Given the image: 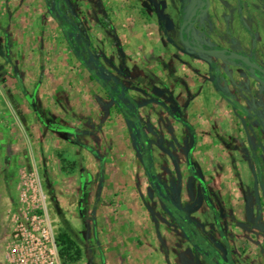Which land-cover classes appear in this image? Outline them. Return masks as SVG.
Wrapping results in <instances>:
<instances>
[{
  "label": "rangeland",
  "instance_id": "374dc122",
  "mask_svg": "<svg viewBox=\"0 0 264 264\" xmlns=\"http://www.w3.org/2000/svg\"><path fill=\"white\" fill-rule=\"evenodd\" d=\"M53 3L0 0V103L9 100L16 113L0 131V137L8 140L0 152V264H8L6 247L24 208L20 202L24 180L31 174L38 176L47 197L56 235L68 233L81 250L80 260L71 264L212 262L193 252L153 190L152 176L161 183L169 203L194 223L202 242L217 248L224 264H264L260 258L252 260L245 248L250 244L251 254L261 248L257 243L264 224L257 228L254 220L264 211V168L257 185L259 207L252 215L245 194L230 192L233 177L224 175L223 159L226 156L230 163L234 146L217 136L215 153L220 161L215 170L216 162L205 158L208 145L201 143L202 137H190L189 123L182 122L181 113L176 120L167 111L166 105L176 115L179 109L163 95V87L157 98L149 99L157 110L152 111L154 122L149 123L151 116L145 111L132 120L139 122L138 128L129 125L120 106L107 98L89 70L97 75V62L102 68L99 78L132 86L113 61L112 0L60 2L62 14L77 24L76 36L82 40L78 46L89 49L82 54L88 66L69 48ZM215 84L217 92H224L222 84L217 83V88ZM127 96L138 104V111L141 99ZM141 135L147 139L143 150H149L148 155H141L136 146ZM19 137L25 139L23 145L15 139ZM12 140L17 141L15 152ZM247 148L250 151L251 146ZM236 149L254 154L245 146ZM247 217L248 222L242 221ZM225 238L233 246L235 241V247L220 249L216 241L224 244Z\"/></svg>",
  "mask_w": 264,
  "mask_h": 264
},
{
  "label": "crops",
  "instance_id": "0c3cea01",
  "mask_svg": "<svg viewBox=\"0 0 264 264\" xmlns=\"http://www.w3.org/2000/svg\"><path fill=\"white\" fill-rule=\"evenodd\" d=\"M191 1L193 5L189 8V0H112V38L116 44L112 52L114 65L119 74L125 75L132 84L128 87L123 83L127 94H136L141 99L138 112L149 111L150 124L154 122L152 111L157 110L155 103L149 99L157 98L163 87V95L169 101L173 99L175 108L179 109L178 116L181 113L183 120L189 123V136L202 137L201 143L208 145L205 158L216 162L215 170L219 166L217 161H220L215 153L217 136L227 139L234 146L231 148L233 157L230 155V163H227L226 156L223 159L224 175L233 177L228 186L230 192L240 190L245 194L246 207L254 215L253 211L258 205L255 193L264 168V136L255 116L261 96L260 84L244 66L195 53L179 41L180 26L190 15L188 11L192 9L194 12L202 6V0ZM205 2L203 8L206 10L201 11L193 23L184 28L183 37L191 36L206 48L228 49L253 61L264 62V0ZM214 82L223 85L224 94L217 92ZM37 95L40 96V92ZM226 97L234 104L228 102ZM1 102L0 131L2 125L6 126L8 118L13 113L16 115L9 100ZM52 103H55V98ZM163 119L166 120L164 115ZM15 139L19 144L25 143L23 137ZM6 140L0 137V152L7 145ZM17 141L10 143L13 152L16 151ZM68 142L66 140L69 145ZM239 146H245L250 154H254L238 152L236 147ZM70 152L67 150V153ZM218 174L222 175L220 172ZM112 190L113 193L119 192ZM248 218L241 220L248 222ZM263 236L257 243V248H261L252 250L253 255L250 244L245 248L252 260L260 258L264 263ZM230 242L225 238L224 244H221L229 249L235 247V241L234 246Z\"/></svg>",
  "mask_w": 264,
  "mask_h": 264
},
{
  "label": "trees",
  "instance_id": "16d2710c",
  "mask_svg": "<svg viewBox=\"0 0 264 264\" xmlns=\"http://www.w3.org/2000/svg\"><path fill=\"white\" fill-rule=\"evenodd\" d=\"M60 2L61 0H59V3ZM52 8L53 10H55L54 3H53ZM59 18L61 19L60 21L61 23L59 26H60L62 33L66 37L69 48L74 51L76 57L79 59V61L83 65L88 66L85 58H83V55H82L85 48H83L82 44L80 47L78 46V42L81 40V36L80 35L78 37L76 36L78 35V28L76 26L77 24L75 23V21L70 20L69 18H66L64 14L60 15ZM95 64L97 66V70L95 71L98 75V71L100 70L101 66L97 62H95ZM89 70H90V73H92L91 78L96 79L99 83H101L102 85L101 87L105 91L107 98L111 100L116 107L120 106L121 114H123V117L129 123V125L132 126L133 124L132 120L134 119L137 121L138 104L132 103L130 101L129 97L127 96V92L125 88L122 86L120 82L115 81L114 79H111L110 82H106V78L104 77L99 78L97 75H93V72L91 71V69ZM167 111L170 113V115L173 118H175L176 120H180L178 115H176L173 112H170L169 110ZM182 122H184L183 119H182ZM189 129L191 130V128ZM141 137L142 138H140L139 140L137 139L136 146L141 155H148L149 150H143V146H144L143 141H147V139L144 135H141ZM152 177L153 178L151 180V183L153 185L152 186L153 190L155 191L157 196L161 200H163V202H165L166 211L169 213V215L171 216L173 221L176 223V225L180 228L184 238L191 245L192 249L195 252H197L198 249L196 248V246L198 244H201L202 240L197 234V230L194 227V223L190 221L189 218L185 215V213H183L179 208L174 207L169 203L161 183L154 176ZM199 182L203 188V196L206 197V199H208L207 197L208 194L206 191L205 184L201 180H199ZM208 205L211 209L213 208L210 202H208ZM56 241H57L61 264H71V263H74L80 260L81 250L68 233L64 231L59 232L56 237ZM206 249L207 250H204V251L208 252V254L205 255L204 258L208 260H211V258H215L218 261V264L225 263V260L221 258L216 251H212L210 253V251H208L209 250L208 247H206ZM200 252H202V250ZM211 263L215 264L214 262H210V264Z\"/></svg>",
  "mask_w": 264,
  "mask_h": 264
},
{
  "label": "built area",
  "instance_id": "2783aa9c",
  "mask_svg": "<svg viewBox=\"0 0 264 264\" xmlns=\"http://www.w3.org/2000/svg\"><path fill=\"white\" fill-rule=\"evenodd\" d=\"M20 202L24 208L16 220L4 260L8 264H61L47 197L36 174L25 178Z\"/></svg>",
  "mask_w": 264,
  "mask_h": 264
},
{
  "label": "water",
  "instance_id": "95a60500",
  "mask_svg": "<svg viewBox=\"0 0 264 264\" xmlns=\"http://www.w3.org/2000/svg\"><path fill=\"white\" fill-rule=\"evenodd\" d=\"M60 3L59 0H54V9L57 12V14L62 15V11L60 9ZM193 5V2H190V6L189 8H191V6ZM204 1H202V6H200V8H197L194 12H192L188 18L182 22L181 26H180V33H179V37L181 39V43L187 47L190 51H193L195 53H199L201 55H207L209 57L212 58H216L219 60H223V61H231L233 63H238L240 66H244L246 68V70L249 72V74L254 78L257 79L258 81H261V78L256 74V72H259L260 74L264 75V70L261 69L260 66H258L255 62H252L248 57L243 56L237 52H233L231 50L228 49H217V48H206L203 47L201 44L197 43L195 40H193L191 38V36H188V38L186 37L185 39L183 38V31L184 28H186L189 24L193 23V20L196 19L199 15V13L201 11L206 10V8L204 7ZM206 6V4H205ZM264 80V78H263ZM215 83V82H214ZM216 88H217V83L215 84ZM220 93L224 94V92L220 91ZM133 127L138 128L140 126L139 122H133ZM135 137L139 136V130L137 131V133H134ZM191 169H193V167H191ZM146 174L148 179H151V175L149 173L148 170H146ZM255 198H256V202L258 203V198H257V192L255 193ZM208 204V201H206Z\"/></svg>",
  "mask_w": 264,
  "mask_h": 264
},
{
  "label": "flooded vegetation",
  "instance_id": "af4514ba",
  "mask_svg": "<svg viewBox=\"0 0 264 264\" xmlns=\"http://www.w3.org/2000/svg\"><path fill=\"white\" fill-rule=\"evenodd\" d=\"M202 1H204V4H206V2H205L206 0H202ZM189 2H191V0H189ZM185 6H186V4H185ZM191 13H192V9L188 11V14H191ZM88 51H89V49L87 50V48L85 47V52L88 53ZM250 60L252 62H255L258 66L261 67V69L264 70V62H258V61L256 62V61H253L252 59H250ZM256 74L261 78L262 82L259 81L260 88H261V96H260V99L258 100V104H257L258 106L255 105L256 106L255 116L257 118L256 119V122L259 125V128H260V130H261V132L263 133V136H264V80H263L264 75L263 74H260L259 72H256ZM225 99H227L228 102L234 104L233 101H231L229 97H226ZM252 107H251V109H253ZM257 191H258V189H257ZM258 207H259V204L257 205V208ZM261 208H264V207L262 206ZM255 224H257V226L259 225L260 227L263 226V224H264V211H262L261 214H260V212H258V214H256ZM259 226L257 228H260ZM216 244H217V246H219L220 249L224 247L221 243H219L217 241H216ZM206 247H208V249H209L208 251H210V253L212 251H216V249H217V248L212 247L211 245H208L207 246L204 242H201V244H198L196 246V248L198 249L197 252L199 254H202L203 256L207 255L208 252H205L204 251V250H207ZM201 250H202V252H200ZM216 252L218 253V251H216ZM218 255H219V253H218ZM211 260L215 264H218V261L215 258H211Z\"/></svg>",
  "mask_w": 264,
  "mask_h": 264
}]
</instances>
